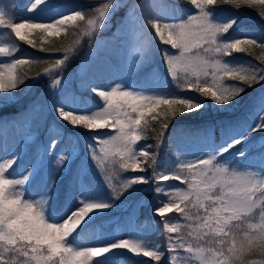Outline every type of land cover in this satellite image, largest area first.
Here are the masks:
<instances>
[{
    "label": "snow or ice",
    "instance_id": "obj_1",
    "mask_svg": "<svg viewBox=\"0 0 264 264\" xmlns=\"http://www.w3.org/2000/svg\"><path fill=\"white\" fill-rule=\"evenodd\" d=\"M48 3L49 0H29L26 11L35 13ZM190 3L196 12L188 14L186 19L171 22L156 17L145 19L154 30V36L176 50H165L162 54L176 89L198 93L210 99L217 112L228 113L240 104L247 89L254 84L264 85L261 83L264 67L224 58L248 52L249 46L264 48V41L243 30L245 35L230 41L221 39L232 30L238 18L218 20L217 6L233 5L239 9L243 5L264 4V0H190ZM151 7L149 0L132 4L126 0H107L95 8V16L91 18L80 10L65 12L56 8L49 14L54 18H27L22 22H17L0 7V26L10 30L16 40L35 47L30 37L37 30L58 36L69 28L78 27V22L86 21L79 34L91 37L107 27L121 10L134 22L140 13ZM70 51L76 49L64 48L63 57L55 59L46 73L62 71L70 59ZM12 52L8 46H0V56H11ZM134 53L133 66L147 55L142 41L135 43ZM36 62L30 58H15L11 63H0V107L19 103L16 90L26 84L27 76L18 69ZM40 75L37 73V78ZM227 80L239 83L228 84ZM61 83V78L55 80L56 85ZM90 91L102 102L98 109L66 108L56 103L52 109L57 119L67 122L72 129L108 131L107 138L95 135L94 143L86 145L93 167L107 171L143 173L146 169L142 164L150 157L155 164V154L149 151L152 145L137 148L146 138L148 118L157 121L163 117L161 127L167 130L177 116L198 114L207 108L205 99L156 91L128 76L119 78L114 86L109 83L105 90L91 86ZM261 92L249 114L254 123L238 133L230 128L227 138L218 147L191 160H177L176 172L154 177L159 181L154 191L163 196L153 209V215L161 218L163 232L167 234L163 244L152 245L143 238H98L94 246L86 247L75 243L76 237L113 209L126 192L130 194L136 190L134 186L148 184L149 177L129 176L118 186L120 190L113 187L110 196L81 184L72 197L75 198L74 209L66 208L56 215V207L51 212L48 210L49 200L53 205L58 201V183L69 169L72 153L53 156L58 139H52L39 158L25 168L22 178L14 176V165L23 157L4 158L0 162V264H109L110 261L121 264L119 258L123 254L149 257L156 264H192L193 260L198 264H246V255L264 254V143L244 147L253 134L264 132V86ZM32 111L33 118L39 120V109ZM85 111L90 114H78ZM158 136L162 140L164 132ZM237 146H241L240 149ZM252 153L258 158L254 159ZM167 181H178L186 187L173 186L165 191L161 185ZM108 183L111 184L110 177ZM33 187L39 199L28 198ZM172 214L178 219L174 220Z\"/></svg>",
    "mask_w": 264,
    "mask_h": 264
},
{
    "label": "rangeland",
    "instance_id": "obj_2",
    "mask_svg": "<svg viewBox=\"0 0 264 264\" xmlns=\"http://www.w3.org/2000/svg\"><path fill=\"white\" fill-rule=\"evenodd\" d=\"M101 2H107V0H49L47 7L54 8L40 11L45 8L41 6L35 13L26 11L29 0H0V7H3L17 22H22L27 18L43 19L41 16L44 19L54 18L49 14L56 8H61L65 12L72 9L80 10L86 14L87 18H91L95 16V8ZM126 2L140 3L141 0H126ZM149 2L152 7L140 13L134 22L129 21L124 15V10H121L111 19L107 27L91 37L79 34L83 32L86 21L78 22L76 28H69L66 32H69L72 40L67 48H75L76 51L69 52L70 59L63 66L62 71L48 74L45 70L51 68L53 62L47 64L39 72L41 75L38 78L37 75L27 78L25 85L18 86L21 89L16 90L19 103L0 107V162L12 155L22 156L23 158L14 165L16 178L23 177L25 168L34 159L39 158L52 139H58L52 152L53 156H61L67 151L72 153L69 169L58 183V201L53 205L49 200V212L53 207L58 209L56 215H60L66 208L74 209L75 198L72 197L78 193L81 184L105 196H110L113 187L118 189V186L129 176L149 177L148 184L134 186L135 191L130 194L126 192L116 201L113 209L98 217L92 227L76 237L75 243L80 247L94 246L98 238H143L152 245L163 244L167 234L163 232L161 218L153 215V209L158 206L163 196L154 191L155 185L159 183L154 177L176 172L174 164L177 160H191L195 155L218 147L227 138L230 128L238 133L248 124L254 123L249 119V114L253 111V102H258L262 94L261 87L264 85L254 84L252 88L247 89V94L240 104L230 109L228 113L217 112L212 106L213 102L201 97L198 93L176 89L166 71L162 55L165 50L169 52H176V50L162 44L154 36V30L151 29L145 17H156L168 22L179 21L186 19L188 14H195L196 9L191 5L190 0H149ZM226 6H229L230 10L217 6V19L222 21L232 17L238 19L232 30L221 39L230 41L245 35L243 30L264 41V34H257L246 25L250 23L264 31V16H261V12H264V4L257 3L252 7L243 5L239 9L233 5ZM64 33L49 36L37 30L30 37L35 44V47H32L16 40L10 30L0 26V46L13 49L11 56H0V63H11L15 58L44 60L62 58L63 50L56 51L47 45ZM137 41L145 44L147 55L141 63L133 66L134 45ZM224 59L230 62H242L245 65L250 62L254 66L264 67V48L249 46L248 52L234 53L232 57ZM21 68H26V70L23 69L24 71H35V67L31 65H24ZM123 76H128L137 83L146 84L156 91L166 90L170 94L205 99L207 105V108L202 109L198 114L186 113L183 116H177L167 130L161 127L163 117L157 121H151V118H148L146 138L138 143L137 148L152 145L149 151L155 154V164L150 157L142 164V167L146 169L143 173L107 171L100 167H93L92 162L88 160L89 149L86 145L94 143L95 135L107 138L108 131L89 132L82 127L72 129L67 122L57 119L52 109L53 103L63 104L66 108L98 109L102 102L98 96L91 93L90 87L97 86L100 90H105L106 85L112 83L114 86V83ZM57 78L62 80L60 85L55 84ZM226 83L239 82L227 80ZM54 92L55 95H53ZM37 108L41 113L39 120L33 118L32 110ZM18 112L22 113L20 115L22 117L16 115ZM78 114H90V111ZM161 131L164 132L162 140L158 136ZM262 138H264V132L253 134L244 147L258 146L264 143ZM240 147L237 146V149ZM166 152L169 153L166 154ZM251 155L254 159L258 158L255 153ZM168 157L171 158V163L165 164ZM109 177L111 184L108 183ZM161 186L165 191L173 186L186 187L178 181L163 182ZM28 198H40L35 187L30 190ZM172 217L174 220L178 219L176 214H172ZM119 259L121 264H156L155 261H150L149 257L133 254H123ZM244 260L246 264H252V262L262 264L264 254L256 252L246 255ZM192 264H198V262L193 260Z\"/></svg>",
    "mask_w": 264,
    "mask_h": 264
},
{
    "label": "trees",
    "instance_id": "obj_3",
    "mask_svg": "<svg viewBox=\"0 0 264 264\" xmlns=\"http://www.w3.org/2000/svg\"><path fill=\"white\" fill-rule=\"evenodd\" d=\"M220 6L224 10H230L229 9V6H226V5H220ZM246 25L249 28H252V30L255 31L257 34H261V33L264 34L263 29H260L258 26L251 25L250 23H247ZM71 40L72 39H71V36L69 35V32H66V33L62 34L59 38H56V39L52 40V42H50L47 45V47H49L50 49H53V50H56V49L63 50L64 48H67V47L70 46L69 43L71 42ZM25 59H29V58H25ZM33 60H35L37 62L36 63H33V64H29V66L30 65L31 66H34L35 67L34 68L35 71H32V70H30V71H24V70H26V68H21V67L18 69V71L25 73L26 76H27V78H31V77L37 75V73H39L44 66H46L47 64H50V63L54 62L53 59H48V60L47 59H45V60L44 59H33ZM17 90L20 91V88H18ZM168 153L166 152V154H168ZM168 158L170 159V157H168ZM168 158L165 160V164H168L167 163Z\"/></svg>",
    "mask_w": 264,
    "mask_h": 264
}]
</instances>
